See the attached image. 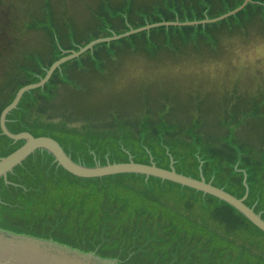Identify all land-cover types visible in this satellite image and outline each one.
<instances>
[{"label":"rangeland","instance_id":"obj_1","mask_svg":"<svg viewBox=\"0 0 264 264\" xmlns=\"http://www.w3.org/2000/svg\"><path fill=\"white\" fill-rule=\"evenodd\" d=\"M41 82L10 134L89 169L173 170L264 221V0H0V117ZM24 144L0 129V159ZM6 180L0 232L115 264H264V234L170 182L80 179L45 151Z\"/></svg>","mask_w":264,"mask_h":264},{"label":"water","instance_id":"obj_2","mask_svg":"<svg viewBox=\"0 0 264 264\" xmlns=\"http://www.w3.org/2000/svg\"><path fill=\"white\" fill-rule=\"evenodd\" d=\"M96 43V42H95ZM93 43V44H95ZM91 44L88 47H91ZM87 47V48H88ZM82 51V50H81ZM65 61V60H63ZM61 61V62H63ZM60 62V63H61ZM54 65L47 75L50 76L54 68L59 64ZM46 79V80H47ZM44 82V81H43ZM42 82L38 85H33L21 89L13 103L7 107L0 117V129L3 136L11 139L14 142L24 141V146L7 158L0 159V179L6 180L7 174L20 165L25 159L36 151H45L49 153L55 162L64 171L70 175L80 179H96L108 176L132 174L144 176L146 178H155L161 181L170 182L184 188L202 193L213 197L226 205L233 208L242 215L252 226L264 234V222L259 216L255 215L252 210L244 205V199L236 200L234 197L204 184L203 181L185 178L177 175L171 170L170 172L156 169L155 167L140 166L134 164L108 165L102 168H85L74 164L61 150L59 145L47 138L34 139L28 134L12 135L6 128V116L16 108L24 93L32 89L42 86ZM0 264H115L112 261L100 260L91 254H82L63 246L56 245L51 242H45L26 236H16L0 232Z\"/></svg>","mask_w":264,"mask_h":264},{"label":"trees","instance_id":"obj_3","mask_svg":"<svg viewBox=\"0 0 264 264\" xmlns=\"http://www.w3.org/2000/svg\"><path fill=\"white\" fill-rule=\"evenodd\" d=\"M162 26H165V25H161V26H159V27H162ZM153 179H155V178H153ZM159 180V179H158ZM1 182H3L4 183V185L5 186H9V185H11L10 184V182H8V181H3V180H0ZM162 182V181H161ZM6 183V184H5ZM226 205V204H225ZM226 206H228V205H226ZM231 208V207H230ZM231 209H233V208H231ZM234 210V209H233ZM235 211V210H234ZM238 213V212H237ZM239 214V213H238ZM240 215V214H239ZM241 216V215H240ZM242 217V216H241ZM243 218V217H242ZM244 219V218H243Z\"/></svg>","mask_w":264,"mask_h":264}]
</instances>
